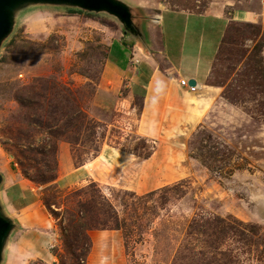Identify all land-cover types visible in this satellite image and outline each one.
<instances>
[{
    "label": "rangeland",
    "instance_id": "obj_1",
    "mask_svg": "<svg viewBox=\"0 0 264 264\" xmlns=\"http://www.w3.org/2000/svg\"><path fill=\"white\" fill-rule=\"evenodd\" d=\"M114 1L128 7L135 25L170 9L223 10L235 20L205 87L190 92L179 113L163 121L151 115L147 127L145 109L132 103L124 88L119 110H102L94 101L109 47L127 31L120 17L75 5L20 3L0 43V193L8 190L17 208L38 198L45 208L44 201L57 204L61 215L66 205L76 208L73 192L97 184L115 206L122 229L88 231L86 264H173L200 213L218 216L232 229L219 241L201 236L199 264H264V0ZM255 9L262 11L257 23L238 19ZM29 100L34 112L21 105ZM75 106L95 121L89 124L98 127L94 138L85 131L73 147L36 132L37 116H53L56 109L70 113ZM71 122L63 117L59 127ZM144 142L151 150L147 160L122 147L150 152L140 151ZM46 144L58 147V173L54 181L36 184L23 170L35 177L47 170L38 154ZM65 149L69 157L63 156ZM49 164L55 167L53 157ZM54 221V262H26L20 251L25 228L16 223L1 264H70L69 247L80 254L74 233L64 237Z\"/></svg>",
    "mask_w": 264,
    "mask_h": 264
},
{
    "label": "crops",
    "instance_id": "obj_2",
    "mask_svg": "<svg viewBox=\"0 0 264 264\" xmlns=\"http://www.w3.org/2000/svg\"><path fill=\"white\" fill-rule=\"evenodd\" d=\"M261 17L262 11L255 9L244 11L238 19L253 23ZM231 19L223 10L196 13L170 9L162 12L157 20L133 23L132 31H126L110 45L94 101L102 110L110 106L112 112L119 110L124 107L120 94L124 88L127 98L145 109L143 117L147 127H151V115L163 121L165 116L179 113L191 97L180 81L194 79L199 91L205 87ZM135 105L131 110L137 112ZM66 153L65 149L63 156L69 157ZM20 186L21 190H28L27 185ZM29 190L38 198L32 188ZM9 193L1 190L0 206L15 227L19 223L25 228L24 245H20L24 259L28 263L54 262L51 247L55 221L50 212L39 198L17 208L11 203Z\"/></svg>",
    "mask_w": 264,
    "mask_h": 264
},
{
    "label": "trees",
    "instance_id": "obj_3",
    "mask_svg": "<svg viewBox=\"0 0 264 264\" xmlns=\"http://www.w3.org/2000/svg\"><path fill=\"white\" fill-rule=\"evenodd\" d=\"M222 42L223 39L221 44ZM38 83L39 82L37 81V85ZM21 105L23 108L31 109L32 112H34V103L32 100H29L27 104H24L21 101ZM55 108H57V106ZM45 114L48 113L45 112ZM66 116L71 117V126L59 127L62 118ZM45 119H51L52 125L46 123ZM91 122L94 123L95 121L92 119L88 121L87 114L79 106H75L74 111L70 113L60 112L56 109L53 111V116H37L36 127H41H39L36 132L41 130L38 132L41 134V137L45 139L50 137L57 140L61 139L75 147L78 145V143H76V138L79 139L83 132L91 131L92 138L96 135L98 127H91L89 125ZM138 146H141L140 151L148 149L150 152L141 153L139 152V147L135 149L126 148L127 146L125 145L122 147L123 149L125 148L130 150L131 153L143 158L144 160L149 159L151 157V150L149 149L147 142H144V145L142 144ZM99 151L100 150H96L97 154ZM38 154L42 156V162L47 170L39 173L36 177L30 175L29 171L25 169L23 170V173L36 184L50 183L56 179L58 173V147L57 145L52 147L51 145L46 144L42 147ZM51 157H53L55 162V167L53 169L49 164ZM47 174L52 175L48 178ZM86 194H89L90 198L83 200L82 196ZM71 198L75 203L76 208L71 209L68 205H66L65 209L63 211L61 210V212H63L61 215L58 214L60 211H56L62 209L61 207L57 204H49V202L46 201L44 202L54 219L58 220V226L62 235L67 237L66 235L69 231L74 233L72 234L73 247H77L76 250L80 252V254L72 252V249L69 247L68 252L70 256L73 257L70 264H86L87 253L91 247L87 232L90 230L119 231L122 229V224L115 206L101 192V189L97 184L91 183L87 187L76 190L72 193ZM53 206L57 209H53ZM227 228L232 229V225L229 224L228 221L213 214L200 213L190 223L182 247L179 249L173 264H199V256L203 255V253L198 249L201 236L208 238V240L215 239L219 241L221 236H224L225 238L227 237L228 233L225 230ZM207 244L210 246L211 242L207 241ZM59 264L69 263L67 261L64 262L63 260H60Z\"/></svg>",
    "mask_w": 264,
    "mask_h": 264
},
{
    "label": "water",
    "instance_id": "obj_4",
    "mask_svg": "<svg viewBox=\"0 0 264 264\" xmlns=\"http://www.w3.org/2000/svg\"><path fill=\"white\" fill-rule=\"evenodd\" d=\"M26 1L75 5L87 10H106L120 17L125 23L127 31L133 30L132 15L128 7L114 0H0V43L10 31L11 11L20 3ZM196 84L194 79L189 82V85L192 87L196 86ZM14 227L15 224L4 216L2 207L0 206V264L5 241Z\"/></svg>",
    "mask_w": 264,
    "mask_h": 264
},
{
    "label": "built area",
    "instance_id": "obj_5",
    "mask_svg": "<svg viewBox=\"0 0 264 264\" xmlns=\"http://www.w3.org/2000/svg\"><path fill=\"white\" fill-rule=\"evenodd\" d=\"M180 85H181L182 87L187 88L188 91L191 92V93H196L197 91H199V86H198V84H196V86L192 87V86L189 85V81L186 80V79L181 80V81H180Z\"/></svg>",
    "mask_w": 264,
    "mask_h": 264
}]
</instances>
